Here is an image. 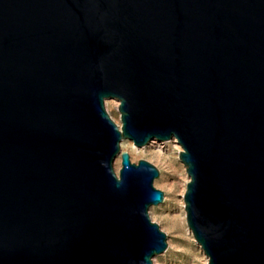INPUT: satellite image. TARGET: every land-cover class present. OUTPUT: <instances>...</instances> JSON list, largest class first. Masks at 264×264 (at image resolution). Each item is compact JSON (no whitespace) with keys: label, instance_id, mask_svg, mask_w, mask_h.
I'll list each match as a JSON object with an SVG mask.
<instances>
[{"label":"water","instance_id":"water-1","mask_svg":"<svg viewBox=\"0 0 264 264\" xmlns=\"http://www.w3.org/2000/svg\"><path fill=\"white\" fill-rule=\"evenodd\" d=\"M174 137L209 264H264V0H0V264H154L121 140Z\"/></svg>","mask_w":264,"mask_h":264},{"label":"rangeland","instance_id":"rangeland-1","mask_svg":"<svg viewBox=\"0 0 264 264\" xmlns=\"http://www.w3.org/2000/svg\"><path fill=\"white\" fill-rule=\"evenodd\" d=\"M120 100L115 97L106 101L115 121L121 124ZM160 149L156 144L137 146L130 139L121 141V149L127 150L134 161L146 158L160 170L155 185L164 191V200L150 206V215L167 232L168 248L155 255L154 264H209V257L197 241L184 214L181 189L190 180L187 165L180 157L182 145L176 140H162ZM121 166V156L117 168ZM119 172V170H118ZM186 182V190H187ZM186 203V201H185Z\"/></svg>","mask_w":264,"mask_h":264},{"label":"bare ground","instance_id":"bare-ground-1","mask_svg":"<svg viewBox=\"0 0 264 264\" xmlns=\"http://www.w3.org/2000/svg\"><path fill=\"white\" fill-rule=\"evenodd\" d=\"M110 98H113V97H110ZM110 98H106V100H105V103H106V101L108 100V99H110ZM115 99H117V100H119L118 98H115ZM121 122H122V120H121ZM119 124V123H118ZM122 126V123L121 124H119V127H121ZM125 139H130V138H123L122 140H125ZM121 140V141H122ZM130 140H132V139H130ZM173 140L174 141H178V139L176 138V137H174L173 138ZM133 141V140H132ZM179 142V141H178ZM133 143H134V141H133ZM135 144V143H134ZM154 144H156L158 147H160V149L163 147V142H162V140H159V139H157V138H153L148 144H146L147 146H149V145H154ZM181 144V143H180ZM136 145V144H135ZM145 145V146H146ZM139 147H141V146H139ZM183 147V146H182ZM119 156H120V154L119 155H117L116 157H115V160H114V166H115V169H116V171L118 172V170H119V168H117V159L119 158ZM190 176V175H189ZM190 178V177H189ZM186 182L187 181H185V186H183V188L181 189V195H182V202H183V207H184V214H185V218L187 219V209H186V203H185V192H186ZM188 183V182H187ZM149 212H150V210H149ZM187 222H188V220H187ZM189 225V224H188ZM189 230L191 231V232H193V230H192V228L189 226ZM193 234H194V232H193ZM167 250V249H166ZM205 251V250H204ZM155 257V256H154ZM209 257V256H208ZM153 261H154V258H153Z\"/></svg>","mask_w":264,"mask_h":264}]
</instances>
